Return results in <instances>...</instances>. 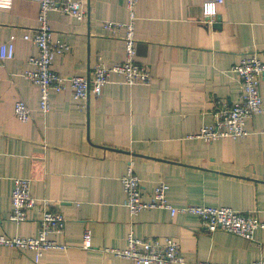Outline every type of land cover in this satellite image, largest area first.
I'll list each match as a JSON object with an SVG mask.
<instances>
[{
  "label": "crops",
  "instance_id": "0c3cea01",
  "mask_svg": "<svg viewBox=\"0 0 264 264\" xmlns=\"http://www.w3.org/2000/svg\"><path fill=\"white\" fill-rule=\"evenodd\" d=\"M81 1L83 21L48 15L53 41L69 47L51 64L64 77L91 78L99 62L111 67L125 59L122 31L102 25L127 23L126 0ZM205 1L138 0L136 61L150 71V83L128 86L114 75L99 97L82 101L69 89L52 92L46 114L38 88L22 76L37 54L23 37L34 34L38 1L12 0L9 10L0 9V45L15 49L13 59L0 61V235L38 234V210L24 223L8 220L13 180L29 179L31 196L65 219L63 232L50 235L64 249L46 251L41 264H134L104 251L124 249L129 234L175 239L186 264L264 260L263 229L245 240L210 233L193 215L153 209L132 216L123 206L119 179L131 166L144 201L162 181L173 207H226L264 224V114L246 121L242 138H190L213 122L218 108L238 102L233 67L251 54L264 62V0H222L210 21L202 15ZM258 90L264 102V79ZM19 100L31 112L27 123L14 117ZM0 264H33L32 253L0 247Z\"/></svg>",
  "mask_w": 264,
  "mask_h": 264
},
{
  "label": "built area",
  "instance_id": "2783aa9c",
  "mask_svg": "<svg viewBox=\"0 0 264 264\" xmlns=\"http://www.w3.org/2000/svg\"><path fill=\"white\" fill-rule=\"evenodd\" d=\"M39 10L37 26L33 36L25 35V41H32L37 49V54L28 59L33 66L32 70L25 71L23 77L38 88L39 110L46 114L50 111V94L63 93L69 89L73 99L82 101L88 99L89 94L99 97L102 89L111 77L116 75L123 79L128 86L148 85L152 76L147 67L136 61L135 30V5L138 0H126L128 10L127 23H114L106 21L103 28L109 31L121 32L124 43L125 59L122 63L111 67H104L100 62L95 65L91 78L79 76L64 77L51 69L54 57L67 51L69 47L64 43L54 42L49 26L48 15L56 11L66 16H71L78 21L87 17L86 8L81 0H37ZM222 0H208L202 6V15L209 21L216 16V8ZM215 5V14L206 15V5ZM12 0H0V9L9 10ZM15 49L11 43L0 45V61L11 60ZM232 71L237 75L240 83L238 102L231 106L220 107L213 114V122L203 126L198 133L190 138H197L206 142L222 139H237L247 133L245 123L255 115L264 114V102L259 94L258 86L264 79V62L255 55H247L235 65ZM14 117L21 123L30 120L31 112L25 102L19 100L14 104ZM124 192L123 206L135 216L142 211L164 209L171 217L177 214H187L197 217L202 226L210 233L223 231L245 240H252L257 229L264 230V224L252 213H243L226 207L211 206H186L173 207L166 200L167 185L159 182L148 201L142 199L140 179L134 174L131 166L119 179ZM11 213L8 220L13 223H24L28 220L29 212L38 210L39 230L33 237L19 238L0 235V247L15 248L20 252L32 253V263L41 264L46 251L64 249L50 239L52 234H61L65 227L62 214L46 208L43 201L39 203L30 193L29 179H14L10 196ZM90 232L84 231L82 240L85 249L90 248ZM105 252L119 258L132 261L134 264H186L179 250L178 242L171 237L137 238L132 234L127 236L126 247L121 250L104 249ZM194 264H213L197 262ZM249 264H264V260L254 261Z\"/></svg>",
  "mask_w": 264,
  "mask_h": 264
},
{
  "label": "clouds",
  "instance_id": "9594fccd",
  "mask_svg": "<svg viewBox=\"0 0 264 264\" xmlns=\"http://www.w3.org/2000/svg\"><path fill=\"white\" fill-rule=\"evenodd\" d=\"M205 14L206 15H214L215 14V5L214 4L206 5Z\"/></svg>",
  "mask_w": 264,
  "mask_h": 264
}]
</instances>
